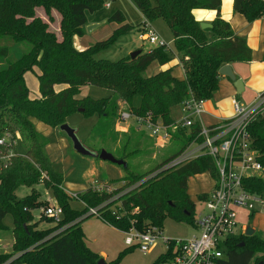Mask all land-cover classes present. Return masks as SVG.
<instances>
[{"label":"trees","instance_id":"obj_1","mask_svg":"<svg viewBox=\"0 0 264 264\" xmlns=\"http://www.w3.org/2000/svg\"><path fill=\"white\" fill-rule=\"evenodd\" d=\"M131 1L144 18L143 25L162 20L170 29L175 51L181 56L184 79L176 78L171 68L144 76L152 63L164 66L173 60L172 52L165 45L154 46L146 52L139 50L140 54L134 59L130 56L117 61L96 58L119 37L134 29L119 11L108 19L118 27L107 39L83 50L76 49L73 37L84 35L87 13L98 10L102 0H0V40L30 46L20 58L14 59L9 47L0 45V67L4 64L0 69V137L4 132H9L13 138L19 133L24 148V154L19 155L15 146V155L6 167L0 166V231L4 230L2 221L7 215L13 220L12 251L0 253V264H97V254L86 245L82 230V224L89 218L83 215L91 208L99 207L97 216L121 232L132 228L144 231L150 226L162 228L166 218L192 225L195 205L187 195V180L203 173L215 178L209 157H199L154 176L150 175L160 170L163 163L141 175L126 164L122 168L127 174L117 180L122 184L121 189L108 193L88 187L76 195L84 204L83 210L78 211L70 206L72 198L62 189L63 175L53 169L46 153L49 141L36 132L31 121L35 119L51 128H59L81 109L79 114L83 117H97L91 138L113 140L116 138H113L111 124L118 101L125 102L127 111L137 116L150 115L154 122L170 124L171 110L184 101L204 102L212 98L218 89V71L223 65L247 63L252 59V51L245 39L234 35L229 23L219 17L221 0ZM37 8H43L46 14L55 9L61 15L60 40L48 30L47 23L36 17ZM194 10L217 12L210 29L200 28L193 16ZM233 11L253 22L264 16V0H234ZM27 73H33L37 78V96H33L27 87ZM87 85L107 89L111 94L101 99L77 98L80 88ZM58 87L62 88L58 90ZM135 96L140 97L138 107L132 106ZM198 131L196 122L189 130L174 135L173 140L182 139L185 147ZM248 131L264 167V117L255 120ZM139 136L141 134L135 136L133 133L124 137L121 155L135 138L138 142ZM110 154L124 161V155ZM40 183L51 189L63 211L62 219L57 223L66 227L53 236H50L52 230H38V222L33 223L30 210L46 205L38 201V193L32 189L21 199L15 196L19 187L30 188ZM132 186L131 190L114 198L113 195ZM247 189L263 196L264 180H247ZM203 198L204 195L199 196V199ZM43 220L52 221L49 218ZM241 244L243 246L239 247ZM224 255L223 264H264V239L256 235L232 237L225 243ZM170 256V252L161 254L154 264L166 263Z\"/></svg>","mask_w":264,"mask_h":264},{"label":"rangeland","instance_id":"obj_2","mask_svg":"<svg viewBox=\"0 0 264 264\" xmlns=\"http://www.w3.org/2000/svg\"><path fill=\"white\" fill-rule=\"evenodd\" d=\"M106 4H109V7H107ZM117 11L123 14L125 22L133 26L134 29L119 37L109 49L100 52L96 56L97 59L117 61L130 56V54L135 51L143 50L146 52L154 47L149 44L148 41L141 38L145 32L143 25L144 18L131 0H102V5L98 10L93 13H87L89 25L83 28V36L73 37L72 42L74 47L78 50L82 48L85 49L96 42L107 39L112 34L113 30L118 27L117 24L108 21L109 17ZM35 15L43 22L47 23L48 30L54 33L57 36V39L60 40L61 15L55 9H50L48 14H46L43 8L35 9ZM138 25H142L143 28L142 26L137 27ZM88 27L94 28L87 31ZM150 27L154 30L158 38L163 41L167 49L172 52L174 56L173 60L178 59L179 57L173 45L172 33L166 24L162 20H156L153 23H150ZM0 45H7L9 47L10 54L14 59L20 58L22 54L30 48L28 44L16 45L8 39L0 40ZM3 66L4 64H2L0 69H2ZM157 69V64H152L146 69L144 76L155 74ZM35 72L36 74L39 73L37 69ZM25 81L33 96H37L38 81L36 76L33 73H27ZM57 89L59 90L61 88L58 87ZM110 94L111 92L107 89L87 85L80 88L77 98L81 99L84 97H90L93 99H101L108 97ZM240 102L243 103V100L240 99ZM139 104L140 97L135 96L132 101V106L138 107ZM127 110V104L123 101H118L116 116L111 124L114 131L113 138H116L113 140L108 139L103 141L100 138H91L92 135L90 132L97 119L95 116L86 118L79 113H75L67 118L66 124L76 130L77 138L84 147L91 149V151L94 150L93 152L96 154L99 152L100 148H103L102 150H106L108 153L113 152L115 156L124 155L125 164H127V166L138 175L143 174L144 171L149 169H155L162 163L164 164L167 159L175 155V153L183 147V140L176 138L165 148H159L147 133L145 134L135 130L134 123L131 121L129 123H120L119 114ZM177 115L178 111L177 107H175L171 110V116L176 118ZM31 121L36 132L45 137V141H49L46 153L52 163L53 169L63 175L62 189L72 198L70 200V206L73 209L78 211L83 210L84 204L77 199L76 195L84 192L88 187H91L92 189H103L108 193H113L121 189L122 184H120L117 180L127 174V171H125L121 166L101 161L97 158L81 156L74 150L70 139L65 133L61 132L59 128H51L35 119ZM133 133L135 136L141 134L138 142H136V138L135 141L132 140L133 142L127 148L126 153L121 155L124 137L128 135L132 136ZM6 134L7 132H4L3 135ZM15 135L19 137L16 141L17 153L19 155H23L24 148L20 141V135L19 133H15ZM134 150L137 151L133 152ZM261 178L264 180V172L261 174ZM212 186L213 180L208 173L188 178L187 195L195 205L193 218L197 217L201 208L199 196L202 193L209 192ZM133 187L134 186L127 190L119 191L117 194L113 195L114 198H118L123 195L124 192L131 190ZM32 189L38 193V201L46 204L42 207L30 210L31 215L33 216V223L38 222V230H52L50 236L61 232L66 226L60 227L59 223L54 220L51 222L43 220L44 218H47L43 214L46 206L50 204H57L51 189L46 188L41 183L30 188L21 186L15 191V196L18 199H21L29 195ZM91 209L97 210L99 207ZM260 213L261 214L258 216H260V218L264 221V209L260 210ZM97 214L98 210L96 211V214L88 211L83 216H89V218L82 224L86 245L90 248V250L97 254V262L100 259H103L106 264L116 262L117 264H154L157 258L161 254L165 253V245L161 242H158L157 245L148 253H142L136 248L128 250L124 244L123 233L105 224L100 217L97 216ZM249 218L250 217L247 218L245 214L241 212L239 220L242 224L252 228L255 220H253V218ZM2 226L4 227V230L0 231V253H9L12 251L13 243V220L11 215H7L5 217L2 221ZM162 233L163 236L168 239L187 240L195 234V230H193V228L187 223L177 222L171 218H166L162 224ZM253 235L264 239V227H256ZM123 253H125L124 256L118 260L119 256Z\"/></svg>","mask_w":264,"mask_h":264},{"label":"built area","instance_id":"obj_3","mask_svg":"<svg viewBox=\"0 0 264 264\" xmlns=\"http://www.w3.org/2000/svg\"><path fill=\"white\" fill-rule=\"evenodd\" d=\"M109 7V4H106ZM143 40L153 46H164L149 22L144 24ZM166 46V45H165ZM202 102L192 99L177 106L181 116L172 119L170 124L153 121L150 115L140 117L132 111L119 114L120 123H134V129L147 133L159 148H165L174 135L181 130H189L196 122L199 131L194 139L185 147H181L175 155L164 162L160 171H165L207 156L211 159L215 170L213 186L203 193L201 208L190 225L195 234L187 240H173L163 236L162 228L150 226L144 231L130 229L122 232L127 248H136L142 253L150 252L158 242L165 245L171 256L165 264H223L225 259V243L228 239L244 235L246 227L239 220L241 212L248 218L264 208L263 196L251 193L247 189V180L261 178L264 167L252 146L248 128L258 118L264 117V93L257 95L249 104L233 101V117L211 126H203L193 119L202 111ZM17 135L0 137V166L15 155ZM99 188V187H98ZM102 191L103 189H96ZM110 193V192H109ZM97 210L89 212L96 214ZM43 214L58 222L63 211L57 204L48 205Z\"/></svg>","mask_w":264,"mask_h":264},{"label":"crops","instance_id":"obj_4","mask_svg":"<svg viewBox=\"0 0 264 264\" xmlns=\"http://www.w3.org/2000/svg\"><path fill=\"white\" fill-rule=\"evenodd\" d=\"M233 1L234 0H221L219 17L223 21L229 23L234 35L245 39L247 46L252 51V59L247 63L226 64L231 67L236 79H240L242 81L244 90L241 94H236V90L234 89L232 82L225 77L219 76L217 91L214 92L210 100L202 102L203 112L199 116L193 117L195 121H198L203 126H211L232 118L234 114V100L240 102L241 99L243 100V104H249L257 96V94L264 91V16L254 20L253 22H248L243 15L233 11ZM193 16L199 23H211L217 17V12L211 10H194ZM88 25L89 24L86 26ZM80 50H83V48ZM178 57V59H174L164 66L152 63L157 64L158 66L155 74L171 68L172 74L176 78L184 79V71L180 63L181 56L178 55ZM177 111L178 115L176 118L181 116L179 108H177ZM171 117L172 119H176L173 116ZM260 210L250 216V218L255 220L254 225L252 226L254 233L256 227H264V221L260 218V216H258L261 214ZM245 227L247 226L245 225Z\"/></svg>","mask_w":264,"mask_h":264},{"label":"water","instance_id":"obj_5","mask_svg":"<svg viewBox=\"0 0 264 264\" xmlns=\"http://www.w3.org/2000/svg\"><path fill=\"white\" fill-rule=\"evenodd\" d=\"M212 26L211 24L208 23H200V28L201 29H210ZM94 27H88L87 31L92 30ZM138 54H140V51H135L133 53L130 54V58L134 59ZM219 75L221 77H225L226 79H228L229 81L232 82L234 89L236 90V94H241L244 90L243 87V83L240 79H236L235 75L233 74V71L231 69V67L229 65H224L222 66L219 71H218ZM79 113L82 112V110H78ZM59 130L63 133L66 134V136L70 139L74 150L80 154L81 156H85V157H92V158H97L101 161H106V162H110L112 164L121 166V167H126V164L124 161L119 160L117 158H115L112 154L108 153L105 150H101L99 153H94L93 151L89 150L88 148L84 147L82 145V143L78 140L77 135H76V130L69 127L66 123L61 125L59 127ZM254 230L247 226L246 227V231L244 233L245 236L250 237L251 235H253ZM243 245H239V247H242ZM97 264H106L105 261L103 259H100Z\"/></svg>","mask_w":264,"mask_h":264}]
</instances>
